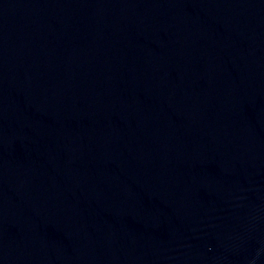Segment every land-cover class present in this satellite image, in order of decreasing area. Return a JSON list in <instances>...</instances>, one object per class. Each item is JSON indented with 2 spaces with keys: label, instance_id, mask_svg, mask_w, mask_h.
<instances>
[{
  "label": "water",
  "instance_id": "1",
  "mask_svg": "<svg viewBox=\"0 0 264 264\" xmlns=\"http://www.w3.org/2000/svg\"><path fill=\"white\" fill-rule=\"evenodd\" d=\"M0 264H264V0H0Z\"/></svg>",
  "mask_w": 264,
  "mask_h": 264
}]
</instances>
